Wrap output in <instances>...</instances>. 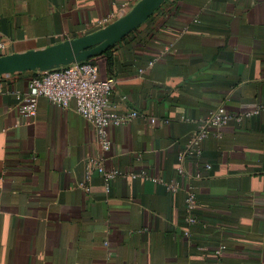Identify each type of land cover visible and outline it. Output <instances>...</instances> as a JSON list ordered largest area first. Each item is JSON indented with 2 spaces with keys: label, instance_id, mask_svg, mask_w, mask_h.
I'll return each instance as SVG.
<instances>
[{
  "label": "crops",
  "instance_id": "obj_1",
  "mask_svg": "<svg viewBox=\"0 0 264 264\" xmlns=\"http://www.w3.org/2000/svg\"><path fill=\"white\" fill-rule=\"evenodd\" d=\"M139 1L0 0V57L92 34ZM99 72L118 110L141 115L109 130L107 153L74 103L22 114L36 72L0 77V264H264V113L213 132L177 173L200 119L264 106V0H167ZM92 158L122 173L109 191L87 180Z\"/></svg>",
  "mask_w": 264,
  "mask_h": 264
},
{
  "label": "built area",
  "instance_id": "obj_2",
  "mask_svg": "<svg viewBox=\"0 0 264 264\" xmlns=\"http://www.w3.org/2000/svg\"><path fill=\"white\" fill-rule=\"evenodd\" d=\"M120 17L112 14L101 22V29L112 24ZM4 45L1 44L0 48ZM158 59L149 63L152 66ZM114 78L103 79L99 68L92 63H76L68 66L53 68L47 71H37L30 79L28 90L23 96V105L20 108L26 118H34L37 114V104L40 98L47 99L52 105L68 109L75 104L76 112L87 119L94 127L97 143L103 153H107L112 146L109 130L126 125H134L141 115L136 110L121 113L111 101V94L115 88ZM20 94L17 96L18 99ZM264 113V106L252 105L243 115H236L219 108L210 112L199 120L198 131L189 138L186 150L178 156L177 173L182 178L185 174L184 162L187 158L198 159L201 155V143L213 132L230 122H241L245 117H252ZM211 169V165L207 166ZM98 174L103 177L107 191L111 182L122 175L117 170H107L103 159L92 158L86 164L87 180ZM139 175H133L137 178ZM140 176H145L144 174ZM199 178V177H198ZM163 183L161 180H154ZM169 192H177L180 184L163 183ZM199 206L197 188L189 187L185 192V222L189 227L199 223L197 209ZM187 236L189 232L185 233ZM217 251V254H220Z\"/></svg>",
  "mask_w": 264,
  "mask_h": 264
},
{
  "label": "water",
  "instance_id": "obj_3",
  "mask_svg": "<svg viewBox=\"0 0 264 264\" xmlns=\"http://www.w3.org/2000/svg\"><path fill=\"white\" fill-rule=\"evenodd\" d=\"M167 0H140L126 15L83 37L46 49L0 57V77L84 63L105 53L147 22Z\"/></svg>",
  "mask_w": 264,
  "mask_h": 264
},
{
  "label": "trees",
  "instance_id": "obj_4",
  "mask_svg": "<svg viewBox=\"0 0 264 264\" xmlns=\"http://www.w3.org/2000/svg\"><path fill=\"white\" fill-rule=\"evenodd\" d=\"M111 53H112V49L108 50L107 52L105 53H101L95 57H93L92 59L88 60L87 63H92V64H95L98 66L99 68V63L101 60H103L104 58H108L110 59L111 57Z\"/></svg>",
  "mask_w": 264,
  "mask_h": 264
}]
</instances>
